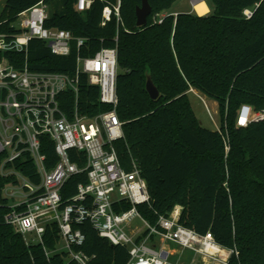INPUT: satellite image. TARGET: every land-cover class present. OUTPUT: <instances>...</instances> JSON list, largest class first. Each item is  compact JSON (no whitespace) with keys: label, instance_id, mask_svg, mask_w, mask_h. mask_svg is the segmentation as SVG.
I'll list each match as a JSON object with an SVG mask.
<instances>
[{"label":"trees","instance_id":"1","mask_svg":"<svg viewBox=\"0 0 264 264\" xmlns=\"http://www.w3.org/2000/svg\"><path fill=\"white\" fill-rule=\"evenodd\" d=\"M41 1L50 8L46 27L86 39L84 47L78 50L73 44L70 56L58 57L43 41L33 39L27 57L8 52L6 58L17 69L27 62L32 72L75 77L78 55L91 57L116 47L117 113L125 139L115 146L122 165L130 170L136 161L147 182L150 203L138 206L142 217L155 226L159 216L168 217L180 206V224L201 235L211 233L232 251L227 264H264V120L237 125L243 105L264 110V0H204L210 9L206 16L172 11L177 0H149L152 14L144 27L137 26L136 16L142 0H121L120 19L112 17L105 24L104 9L117 0H93L84 13L75 9L77 0H7L0 33H19L14 26L18 15ZM247 9L254 10L250 19L244 16ZM148 75L160 92L157 100L146 90ZM191 89L218 102L222 129L226 111L228 153L220 132L203 127L197 118ZM79 96L89 116L111 109L99 102L98 87L89 85L86 75H80ZM73 103L71 98V107ZM42 142L52 166V141L42 137ZM7 182L0 175V264H66L65 253L47 258L42 245L28 246L4 222L8 201L2 189ZM87 182L85 173L73 176L62 189L63 201ZM131 207L122 202L114 209L121 213ZM74 229L86 237L74 250L93 257L91 264L128 262V250L102 238L90 222ZM59 242L58 226H48L45 247L56 251Z\"/></svg>","mask_w":264,"mask_h":264},{"label":"built area","instance_id":"2","mask_svg":"<svg viewBox=\"0 0 264 264\" xmlns=\"http://www.w3.org/2000/svg\"><path fill=\"white\" fill-rule=\"evenodd\" d=\"M92 3L93 0H77L75 9L84 13ZM120 7L121 0L114 7H105L104 24L112 17L120 19ZM253 13V9H247L244 16L250 19ZM48 18L49 8L41 1L18 15L20 25L14 26L19 33L11 36L0 33V175L8 180L2 189L8 201L4 222L22 235L28 246L42 245L47 258L65 253L66 264H91L93 260L74 250L86 240L74 226L87 221L102 238L128 250L130 258L126 264H172L166 248L168 242L200 255L203 264H227L231 250L220 246L211 233L201 235L180 224L182 207L177 206L168 217L159 216L155 226L140 214L138 206L150 203L147 182L136 161L130 170L122 165L115 146L125 139L124 124L117 113L116 47L103 48L91 57L78 55L75 77L32 72L27 62L17 69L6 58L8 52L27 57L33 39L43 41L58 57L70 56L73 44L78 50L84 47L86 39L69 31L47 28ZM80 75H86L89 85L98 87L99 102L111 107L110 110L94 116L84 113L86 108L79 100ZM190 92L197 94L194 89ZM71 98H74L72 107ZM64 105L69 111L63 109ZM208 112L228 153V132L218 127L209 108ZM263 120L264 110L255 111L243 105L237 125L246 127ZM42 137L52 141L56 154L52 166L43 152ZM72 151L77 155L72 157ZM81 173L86 174L88 182L79 185L74 197L63 201L64 185ZM122 202L132 207L118 213L114 207ZM136 219L144 223V228H131L129 232ZM54 224L63 246L50 251L44 245V235L47 227ZM155 239H160V246Z\"/></svg>","mask_w":264,"mask_h":264},{"label":"rangeland","instance_id":"3","mask_svg":"<svg viewBox=\"0 0 264 264\" xmlns=\"http://www.w3.org/2000/svg\"><path fill=\"white\" fill-rule=\"evenodd\" d=\"M6 1L7 0H0V15L3 11L4 6L6 5ZM191 1L192 0H177V2L173 5L172 11H174V12L185 11L186 8L189 7V5L191 4ZM49 13H50V8H49ZM200 16H203V15H200ZM20 22H21V20L17 19L14 22V25L15 26L20 25ZM189 99H190L191 105H192V107L196 113V116L199 119V121L201 122L203 127L210 129V130H216V125L214 124V122L210 118L208 108L212 112L213 117H214L215 122L217 123L218 127H220V128L222 127V116L220 114V107H219V104L217 101L205 96L204 94H202L198 91H197V94L190 93ZM224 117H225V120L223 121V125H224L223 130L225 132L226 131L228 132V125L226 123V118H227L226 117V111H225ZM123 124H124V122H123ZM228 135H229V132H228ZM223 142H224V140H223ZM229 143H231L230 136H229ZM131 228L132 229H134V228L143 229L144 223L140 219H136L133 221L132 226L130 228H128L129 232H130ZM155 242L158 244V246H160V244H161L160 239H155ZM62 246H63V243L61 242L58 245V248H61ZM166 246L168 247L169 250H177L178 252L181 253V254L177 253V254L171 256L170 262L176 263L179 260V258H182V261H184V262H189V261H191V259L194 256L193 253L190 252V250L183 249V248H181V247H179V246H177L171 242H168Z\"/></svg>","mask_w":264,"mask_h":264},{"label":"water","instance_id":"4","mask_svg":"<svg viewBox=\"0 0 264 264\" xmlns=\"http://www.w3.org/2000/svg\"><path fill=\"white\" fill-rule=\"evenodd\" d=\"M152 14V7L149 3V0H142V6L137 7L136 16H137V26L144 27L148 24L149 16ZM146 90L152 100H157L160 96V92L156 85L154 84L150 75L147 76ZM166 254H164V257Z\"/></svg>","mask_w":264,"mask_h":264},{"label":"crops","instance_id":"5","mask_svg":"<svg viewBox=\"0 0 264 264\" xmlns=\"http://www.w3.org/2000/svg\"><path fill=\"white\" fill-rule=\"evenodd\" d=\"M201 2H205L204 0H199V3H201ZM206 3V2H205ZM207 4V3H206ZM195 4L193 3V0L191 1V4L189 5V7H187L186 8V10H185V12H193V11H196L195 9ZM207 8H208V12H207V14H209V12H210V9H209V7H208V5H207ZM179 12V11H178ZM206 14V15H207ZM176 15V14H175ZM206 15H204V16H206ZM196 91V90H195ZM197 92V91H196ZM190 93H192V92H190ZM178 207H180V206H178ZM180 213H181V210H180ZM166 248H167V250H169L168 249V247L166 246ZM170 251V253H171V256H173V255H175V254H177V253H179V254H181L180 252H178L177 250H169ZM190 252H192L193 253V258L191 259V261H189V262H184V261H182V258H179V260L176 262V263H174V262H171L172 264H203V262H202V258H201V256L200 255H197L196 253H194L193 251H191L190 250ZM170 256V257H171Z\"/></svg>","mask_w":264,"mask_h":264},{"label":"bare ground","instance_id":"6","mask_svg":"<svg viewBox=\"0 0 264 264\" xmlns=\"http://www.w3.org/2000/svg\"><path fill=\"white\" fill-rule=\"evenodd\" d=\"M195 10L198 15H206L208 12L207 4L205 2L199 3V0H194Z\"/></svg>","mask_w":264,"mask_h":264}]
</instances>
